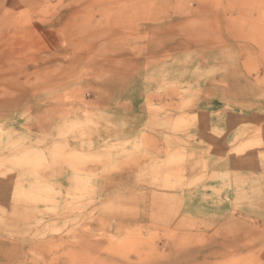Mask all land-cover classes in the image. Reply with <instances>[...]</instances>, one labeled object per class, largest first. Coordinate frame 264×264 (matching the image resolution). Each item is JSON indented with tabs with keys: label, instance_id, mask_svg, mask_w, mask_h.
<instances>
[{
	"label": "rangeland",
	"instance_id": "obj_1",
	"mask_svg": "<svg viewBox=\"0 0 264 264\" xmlns=\"http://www.w3.org/2000/svg\"><path fill=\"white\" fill-rule=\"evenodd\" d=\"M0 264H264V0H0Z\"/></svg>",
	"mask_w": 264,
	"mask_h": 264
},
{
	"label": "crops",
	"instance_id": "obj_2",
	"mask_svg": "<svg viewBox=\"0 0 264 264\" xmlns=\"http://www.w3.org/2000/svg\"><path fill=\"white\" fill-rule=\"evenodd\" d=\"M234 121V120H233ZM232 122V121H228V122H222L221 124H219V123H215V125H212V126H209V128L212 130V131H214V132H216V133H218V139H220V140H222L223 138H225L226 137V142L227 143H225V144H223V145H225V146H227L228 144H230V143H228L230 140H229V137H230V135H231V133H232V126L231 127H229V124ZM235 122V121H234ZM232 124V123H231ZM229 128H231V129H229Z\"/></svg>",
	"mask_w": 264,
	"mask_h": 264
}]
</instances>
